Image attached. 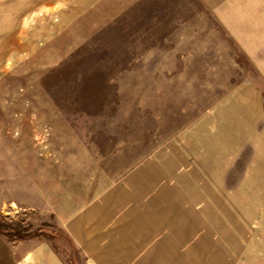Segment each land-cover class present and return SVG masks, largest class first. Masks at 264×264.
<instances>
[{"label":"rangeland","instance_id":"obj_1","mask_svg":"<svg viewBox=\"0 0 264 264\" xmlns=\"http://www.w3.org/2000/svg\"><path fill=\"white\" fill-rule=\"evenodd\" d=\"M0 217L57 232L0 264H264V0H0Z\"/></svg>","mask_w":264,"mask_h":264},{"label":"trees","instance_id":"obj_2","mask_svg":"<svg viewBox=\"0 0 264 264\" xmlns=\"http://www.w3.org/2000/svg\"><path fill=\"white\" fill-rule=\"evenodd\" d=\"M56 231H48L47 229H37L36 232L33 233H24V230L17 224V223H11L7 222L2 217H0V234L6 236L8 239L14 240L19 238H28L34 235L39 234H45L47 236H56ZM26 234V235H25ZM70 241L73 243V241L70 239Z\"/></svg>","mask_w":264,"mask_h":264},{"label":"crops","instance_id":"obj_3","mask_svg":"<svg viewBox=\"0 0 264 264\" xmlns=\"http://www.w3.org/2000/svg\"><path fill=\"white\" fill-rule=\"evenodd\" d=\"M27 257L29 260L26 259V264H62L54 251L49 250L46 245H39L34 252L27 254Z\"/></svg>","mask_w":264,"mask_h":264}]
</instances>
